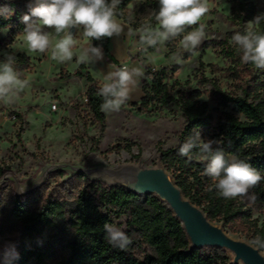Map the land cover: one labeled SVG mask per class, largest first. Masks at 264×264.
<instances>
[{"label":"rangeland","instance_id":"rangeland-1","mask_svg":"<svg viewBox=\"0 0 264 264\" xmlns=\"http://www.w3.org/2000/svg\"><path fill=\"white\" fill-rule=\"evenodd\" d=\"M151 1L132 0L124 7L125 17L117 19L126 25L125 32L129 27L135 30L142 22H147L148 12L153 9ZM251 1L256 6V14L264 13V0ZM32 3L33 0H29L28 4ZM235 3V0H207L209 12L201 21L207 26L206 37L191 53L183 51L180 38L160 46L158 51L149 49L147 53L137 51L138 36L110 38L109 49L121 66L143 67L144 73L148 67L155 70L166 68L165 81L174 100L152 113L139 112L133 103H139L143 96L141 78L119 112H104L103 130L102 124L93 122L86 113L85 92L90 84L88 73L100 87L106 73L113 70L110 66L114 64L104 50V59L95 65L81 67L76 56L71 62L60 64L50 59V52H29L23 33L10 39L9 28L0 29V61L4 59V52L11 51L17 62L23 54L30 58V66L22 76L29 81L27 88L11 103L0 101V165L7 170L0 181V245L22 237V225L12 214L13 190L29 195L39 188L41 201L57 199L71 209L79 192L94 181L131 189L141 172L163 167L161 149L177 144L185 125L182 93L200 90L198 99L206 101L210 110L217 107L212 93L216 86L243 95L239 80L233 74L234 62L215 44V41L230 40L235 31L242 30L250 22L245 20L240 24L233 18ZM29 5L23 15L29 12ZM129 15L135 17L132 24L127 23ZM256 29L257 25L254 26ZM42 31L51 29L43 27ZM79 31L82 28H74L75 53L89 43L93 44ZM177 55L182 57L179 64L175 60ZM69 74L74 76L68 77ZM252 74L264 79V70L255 68ZM250 75L246 74L243 81ZM262 94L264 98V90ZM213 116L217 121L220 114L213 112ZM238 116L244 119L243 115ZM78 174L82 175L81 178ZM140 199L144 200L146 196H140ZM253 218L264 230V209L260 212L254 210ZM127 221L123 215L113 217L110 224L126 232ZM218 225L223 227L221 223ZM226 231L240 240L252 238L248 234ZM212 248L203 247L206 254L211 253ZM147 249L150 254H155L152 246L147 245ZM225 250L230 264H245L242 260L235 262L234 252Z\"/></svg>","mask_w":264,"mask_h":264},{"label":"trees","instance_id":"trees-1","mask_svg":"<svg viewBox=\"0 0 264 264\" xmlns=\"http://www.w3.org/2000/svg\"><path fill=\"white\" fill-rule=\"evenodd\" d=\"M131 1L123 0L118 9L122 15L118 18L125 17L124 7ZM235 1L233 18L240 24L245 20L252 21L257 15L255 4L251 0ZM28 2L0 0V29L9 28L8 38L13 39L23 33L25 24L21 22V17L27 11ZM151 3L153 8H158L157 0ZM255 31L264 34V22L257 25ZM109 43L110 38L93 40L95 46H102L108 60L120 67L119 60L109 49ZM215 44L234 62L233 74L239 80L238 86L243 95H235L216 86L212 93L217 107L210 110L206 101L198 99L200 90L182 93L180 98L185 125L177 144L160 150L161 162L183 195L202 208L210 221L221 223L231 233L264 237L263 228L253 218L254 210L260 212L264 209V180L250 190L256 196L254 202L224 199L215 190H205L212 184L209 177L202 175L205 162L189 161L178 154L179 147L194 131H198L202 139H216L219 143L214 147L219 146L226 155L251 163L264 175V79L252 74L256 67L243 63L228 39L215 41ZM29 66L30 58L21 55L17 62L18 70L23 73ZM246 74L251 75L243 81ZM87 79L90 84L85 92L86 113L93 122L101 123L103 130L106 117L100 110L103 103L98 94L100 87L91 74H87ZM165 79L166 68H147L142 78L143 96L139 103H133L139 112L152 113L174 100ZM213 112L220 114L217 121ZM6 171L0 165V181ZM81 176L78 174V177ZM40 199L39 188L29 195L12 191V214L22 225V237L0 245V264H4L5 251L10 254V264H230L228 252L222 247H213L209 254L203 247L192 248L185 227L175 212L154 194L141 200L140 195L129 188L105 186L100 181H94L79 192L71 209L57 199ZM123 215L128 220L126 234L133 241L127 250L109 244L103 227L113 217ZM147 245L155 249V254L148 252Z\"/></svg>","mask_w":264,"mask_h":264},{"label":"clouds","instance_id":"clouds-1","mask_svg":"<svg viewBox=\"0 0 264 264\" xmlns=\"http://www.w3.org/2000/svg\"><path fill=\"white\" fill-rule=\"evenodd\" d=\"M123 0H33L29 12L21 17L25 24L23 35L27 50L31 53H49L50 59L60 64L71 62L74 56L80 64L95 65L104 59L102 46L89 43L79 53L76 47V36L71 29H81L83 37L89 41H100L103 38H119L122 35L138 36L137 51L147 53L149 48L159 50L167 42L179 39L186 52L195 51L206 37V24L201 23L209 12L207 0H157L158 8L150 9L147 22L133 30L121 23L118 15ZM34 5V6H33ZM154 21V23H153ZM135 22L134 15L127 17V23ZM264 22V13L257 14L241 31L231 36L229 44L240 54L245 64H253L264 70V34L254 30L255 25ZM195 26V27H194ZM43 27L51 31H42ZM191 28V31H187ZM0 61V101L11 103L29 85L23 73L17 68V59L11 52L3 53ZM176 62H182L177 55ZM106 73L99 88L103 98L100 110L105 113L119 112L131 98V93L145 77L143 67L116 65ZM155 70V69H154ZM149 79L151 77H148ZM216 139H202L198 131H194L179 147L178 154L205 162L202 175L209 177L212 184L205 190L216 191L224 199H240L254 202L256 196L250 190L256 187L264 175L253 165L236 156L226 155ZM108 243L115 248L127 250L132 238L125 231L110 223L103 225ZM247 245L264 257V237L255 235L247 241ZM4 264H10V254H3Z\"/></svg>","mask_w":264,"mask_h":264},{"label":"water","instance_id":"water-1","mask_svg":"<svg viewBox=\"0 0 264 264\" xmlns=\"http://www.w3.org/2000/svg\"><path fill=\"white\" fill-rule=\"evenodd\" d=\"M71 31L74 34V28ZM131 190L142 197L157 195L172 209L184 225L192 248L222 247L234 252L235 262L242 260L245 264H264V257L252 250L247 241L231 236L223 227L210 221L202 208L186 198L164 167L141 172Z\"/></svg>","mask_w":264,"mask_h":264},{"label":"built area","instance_id":"built-area-1","mask_svg":"<svg viewBox=\"0 0 264 264\" xmlns=\"http://www.w3.org/2000/svg\"><path fill=\"white\" fill-rule=\"evenodd\" d=\"M54 107H56V105H54Z\"/></svg>","mask_w":264,"mask_h":264}]
</instances>
